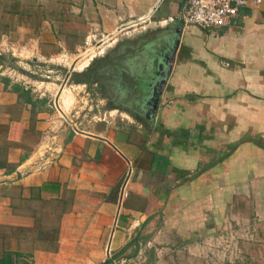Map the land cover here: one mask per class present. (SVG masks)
Masks as SVG:
<instances>
[{
  "label": "crops",
  "instance_id": "1",
  "mask_svg": "<svg viewBox=\"0 0 264 264\" xmlns=\"http://www.w3.org/2000/svg\"><path fill=\"white\" fill-rule=\"evenodd\" d=\"M186 7L0 0V44L22 60L73 61L101 44L62 76L55 101L66 117L0 72V264H167L180 245L199 249L236 230L257 246L242 264H264V0L211 30L184 25ZM159 35L178 44L146 120L131 100L148 92L159 57L134 71L118 48ZM90 92L100 98L84 100ZM93 108L109 111L92 122Z\"/></svg>",
  "mask_w": 264,
  "mask_h": 264
},
{
  "label": "rangeland",
  "instance_id": "2",
  "mask_svg": "<svg viewBox=\"0 0 264 264\" xmlns=\"http://www.w3.org/2000/svg\"><path fill=\"white\" fill-rule=\"evenodd\" d=\"M100 46L101 44L98 46L93 44L81 52L73 61L65 57L51 61H43L38 58L33 60L30 55L25 60H22V57L16 56L14 46L0 44V72L13 76L18 83L22 84V82H25V85L29 86L28 90L32 92L33 96L43 93L40 101L47 102L51 99V110L55 111L57 116L62 117L63 114L55 107L54 103L56 95L58 92L60 93L61 88L64 87V84H62L63 82H60L63 74L67 70H72V68H82L86 60L89 59L92 54L96 55L98 52H101ZM107 50L110 49H106V51ZM6 54L12 59L8 60L5 57ZM33 78L41 82L39 90L37 89V91L32 90V88H37V85L31 82ZM64 91H66L65 87L62 89L63 93ZM73 95L76 100H81L78 93L73 92ZM101 95L103 94L100 93V96ZM99 98L97 94H92L90 92L88 95H85L84 100L90 101L92 99L95 101ZM71 99L73 102V96ZM108 111L107 109L93 108L89 114L86 115L94 122L97 116L103 115ZM179 247L180 248L177 249L179 252L174 253L167 260V264H242V262L247 259H249L248 262L253 263L257 253V246L248 238L241 237L239 230L232 233L229 238L220 236L216 237L215 240L211 239L209 243H205L199 249H185L181 245Z\"/></svg>",
  "mask_w": 264,
  "mask_h": 264
},
{
  "label": "built area",
  "instance_id": "3",
  "mask_svg": "<svg viewBox=\"0 0 264 264\" xmlns=\"http://www.w3.org/2000/svg\"><path fill=\"white\" fill-rule=\"evenodd\" d=\"M263 0H186L187 7L181 19L184 25L193 24L204 30L222 27L237 16L240 8L258 6ZM45 162L34 163L33 169H41ZM131 169L126 171L125 179L121 184V197L127 195V183Z\"/></svg>",
  "mask_w": 264,
  "mask_h": 264
},
{
  "label": "flooded vegetation",
  "instance_id": "4",
  "mask_svg": "<svg viewBox=\"0 0 264 264\" xmlns=\"http://www.w3.org/2000/svg\"><path fill=\"white\" fill-rule=\"evenodd\" d=\"M158 38L152 39V40H145V39H139L136 42H131L130 44H125L118 49H121L124 47V51L126 49H129L130 51L128 52L131 54L135 60L131 59L130 62L128 63L131 70L138 71V70H144L145 72L150 71L149 66L147 64V60L149 59L150 55L155 53L156 55L159 56V54L164 53L166 51H169L174 47L175 42L174 40L170 41L169 37H162V35L157 36ZM159 40L161 41H169L165 44V47L162 49V47H159ZM158 41V42H156ZM158 45V46H157ZM166 48V49H165ZM151 59V58H150ZM157 72V68L153 72L154 75ZM151 76L152 77H154ZM124 94H120V96H123ZM152 92L149 88L148 92L145 94L142 91L137 92L133 95L134 100L131 102L140 105L139 107H136L132 112L141 116L142 118L149 120L153 115H152V110H153V104H154V97L151 98ZM160 102V100H159ZM158 102V104H159Z\"/></svg>",
  "mask_w": 264,
  "mask_h": 264
},
{
  "label": "water",
  "instance_id": "5",
  "mask_svg": "<svg viewBox=\"0 0 264 264\" xmlns=\"http://www.w3.org/2000/svg\"><path fill=\"white\" fill-rule=\"evenodd\" d=\"M177 44H178V40H176L175 45L174 47H172V49L159 54L158 56L159 60L157 62V72L154 75V77L150 78L149 88L152 92L151 98L154 97V101H155L153 104L152 115L156 112L157 107H158V102L164 91L168 73L173 65V61L175 57L174 53H175ZM5 57L9 60V55L6 54ZM55 107H57V109L61 111L57 100L55 101ZM63 116L66 117V115L64 114Z\"/></svg>",
  "mask_w": 264,
  "mask_h": 264
},
{
  "label": "trees",
  "instance_id": "6",
  "mask_svg": "<svg viewBox=\"0 0 264 264\" xmlns=\"http://www.w3.org/2000/svg\"><path fill=\"white\" fill-rule=\"evenodd\" d=\"M13 89L16 90V91H22V92H25V93H28V90L25 89L24 87H22L21 85L19 84H14L13 85ZM102 264H113L112 262V259H107L105 262H103Z\"/></svg>",
  "mask_w": 264,
  "mask_h": 264
},
{
  "label": "bare ground",
  "instance_id": "7",
  "mask_svg": "<svg viewBox=\"0 0 264 264\" xmlns=\"http://www.w3.org/2000/svg\"><path fill=\"white\" fill-rule=\"evenodd\" d=\"M63 88H64V87H62V88H61V90H60V93H59V94H61V92H62V89H63ZM60 110L62 111V112H61V111H60V112H61V113H63V114L65 115V112H64V110H63L61 107H60Z\"/></svg>",
  "mask_w": 264,
  "mask_h": 264
}]
</instances>
